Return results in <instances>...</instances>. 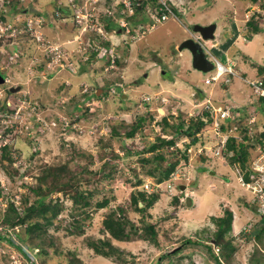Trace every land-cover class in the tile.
Returning a JSON list of instances; mask_svg holds the SVG:
<instances>
[{
	"label": "rangeland",
	"instance_id": "1",
	"mask_svg": "<svg viewBox=\"0 0 264 264\" xmlns=\"http://www.w3.org/2000/svg\"><path fill=\"white\" fill-rule=\"evenodd\" d=\"M73 1L78 14L87 12L99 17L102 13L104 20L101 21H113V29L105 31L103 36L101 21L96 23V27L92 23L82 28L73 19L76 14L71 17L67 14L61 18L56 16L55 11L61 14L65 8L63 0H0L3 3L0 4V13L3 11L1 17H6V20L0 21L4 44L0 48V70L6 69L1 74L8 81L0 84V99L4 97L0 100V108H4L1 105L4 101L15 105L14 110L5 111L6 119H0V234L22 246L28 255H32V247L44 249L45 253L36 258V264H152L163 250L176 247L184 238L205 240L212 237L215 224L211 220L219 217L223 205L227 204L232 214L237 213L238 217L231 221V228L225 234L230 247L226 246L222 253L218 252L222 264H264V231L259 239L254 235L252 238L243 235L233 237L244 223H253L258 214L253 215L242 204L241 198L252 200V194L239 183L233 167L225 162L229 158L214 156L204 162L197 153L193 159L189 158L187 168L182 171L186 191L179 194L182 195L183 207L173 206L172 194L168 191L160 192L155 203L143 212L130 203V194L139 190V186L133 185L132 181L145 177V169L150 166L147 163L142 165L139 154L130 151H138L162 133L159 121L163 116L170 122L179 119L185 123L191 117L196 118L198 115L194 116L196 108L193 105L202 98L192 93L193 90L199 89L205 94L213 91L211 97L219 98L216 103H220V95L223 96L221 100L229 102L242 103L246 99L243 107L249 111L245 114L241 112V120L243 125L251 127L249 132L247 128V132L250 135L253 133L255 140L261 138L264 100L254 95L249 85L240 79L241 92L233 76L226 83L228 90L220 82H203L213 71L194 70L189 63V51L183 49L179 53L177 49L182 39L189 36L187 31L194 22H215L221 27L226 21L225 14L232 9L231 4L228 0H194L193 3L192 0H174L181 15L188 13L187 16L161 20L160 13H156L154 22L145 17L144 27L138 29L134 16L132 21H128L130 10L122 6V0ZM205 1L213 4L206 6ZM234 1L238 7L246 2ZM132 9L135 11L134 6ZM194 18L197 20H191ZM25 19L30 20L28 26L22 25ZM38 19L43 21L40 29L36 24ZM123 20L130 32L125 27L120 29L116 26L121 25ZM223 31L229 30L224 28ZM32 33L38 36V40L43 39L39 34L44 36L51 47L41 45ZM227 39L228 34H224L223 40L218 38L213 43L214 49L221 50V58L218 52L215 55L224 64L231 61L229 53L224 54L221 46L222 41ZM251 39L247 47L239 38L236 47L252 54L262 52L259 34ZM8 44L15 54L8 51ZM205 44L210 51L213 50L206 41ZM230 52L237 51L233 47ZM107 56H116L119 63L115 62L114 66L107 68ZM83 59H87L82 65L86 73L80 66ZM186 69H191V74H188L194 84L181 81L182 74L179 72ZM164 80L176 82L163 89ZM5 86L18 87V91L9 92ZM225 92L227 94L223 95ZM22 99L24 103H21ZM18 105L25 110L17 111ZM4 109H7L6 106ZM147 111L152 112L153 118H147L133 138L125 137L124 130L129 128V124ZM113 127L118 128V136L110 135ZM236 132L234 134L243 137L244 132ZM164 133L170 137L169 132ZM211 135L210 127H202L197 139L210 141L213 139ZM189 139L188 136H180L177 144L185 146ZM6 141L5 157L1 146ZM189 146L187 148L196 152L197 144ZM252 149L248 147L249 153ZM115 152L119 157L112 156ZM149 154L147 152L145 156ZM105 160L113 167L110 179L99 178ZM64 163L76 172L75 179L82 184L83 190H95L92 204L85 208L86 213H81L78 220L80 228H76L72 220L70 198H63L60 192H52L46 197L48 202L62 201L59 202L58 214L51 218L41 237L36 233L25 235V224L6 227L2 219L9 202H13L20 212L24 205L31 204L36 198L32 188L41 171L45 167ZM83 165L94 173L81 172ZM177 186L174 184L173 193H179ZM160 187L165 188L166 184ZM103 194L109 199L108 204L103 208L94 207V201ZM185 203L191 204L186 206ZM118 205L123 207V215L129 220L125 225L128 236L124 240L110 238L102 231L103 218L111 210H117ZM144 221L154 224L156 242L143 232ZM258 226H263L261 220L258 223L254 221L252 230ZM99 239L110 240L117 253L103 256L88 247V241ZM232 248L234 252L227 257ZM200 253L209 258L200 264H218L209 255L207 247L200 244L185 245L171 259L178 264H199L204 258ZM167 260L164 258L161 264ZM23 262L18 249L7 240L0 239V264H25Z\"/></svg>",
	"mask_w": 264,
	"mask_h": 264
},
{
	"label": "trees",
	"instance_id": "2",
	"mask_svg": "<svg viewBox=\"0 0 264 264\" xmlns=\"http://www.w3.org/2000/svg\"><path fill=\"white\" fill-rule=\"evenodd\" d=\"M157 0H143L141 6L136 7L134 13H132L130 16H128V21H132V17L138 21L136 24L139 26L140 24H143V20H145V17L148 21L152 19V12L157 13L159 15L165 13L166 14V0L161 1L157 4H154ZM264 1V0H263ZM167 3L172 7V10L176 13V7L170 4V1L167 0ZM148 5L151 9H148ZM160 8V9H159ZM258 18L256 20L252 19L249 21L248 29L250 32H247L246 35L249 36L252 32H258L262 29V25L260 23L261 15L257 14ZM99 17H94L97 22H100L101 20H104V14H99ZM3 20H6L5 15L1 17ZM127 18V17H126ZM101 21V22H102ZM102 26L106 30H110L113 26V21H109L107 23L102 22ZM133 31V30H132ZM97 38V37H96ZM99 38V37H98ZM86 61L81 62L80 66L81 69L84 70V66H82ZM115 62L119 63V59L115 58ZM258 72L262 74L264 72V65H260L257 68ZM85 71V70H84ZM83 71V72H84ZM260 100H264V97H260ZM3 109V108H2ZM147 118H153L152 112L147 111L144 114H141L137 117H135L134 121L129 124V128L124 130V136L127 138H133L135 136V133L137 129H140L143 127V124L146 122ZM161 125L162 133L155 136V139L144 144V146L139 149L138 151H130L131 153L139 154V161L142 165L150 164L149 167L145 169L146 174L148 176H151L154 178V181L161 182L165 179H167L171 172L179 168L181 171L183 169L185 170L188 166L189 162V153L187 151V147L191 144H194L195 142L199 141L197 139V133L199 130L204 127V120L202 118V113L199 114L196 118H190V120L185 123L183 120H179L175 122H170L167 120L166 116L162 117V120L159 121ZM230 124L229 121H225L221 123V130L225 131L226 126L228 127ZM239 132L243 133L244 129L242 128H236L233 130V132ZM164 132H169L170 137H166L167 135ZM236 132V133H237ZM110 135L118 136L119 131L117 127H113L110 131ZM188 136L190 137L189 141L187 143H184L185 146H179L177 144V139L180 138V136ZM259 137H264V131L259 133ZM247 134H243V137L240 139H236L234 136H229L225 148L229 152L231 151V155L228 156L229 161L225 160L226 163H228L231 166L237 164L240 165L242 169H244L247 165L245 162L247 160L248 156V147L251 146L248 144ZM176 144V145H175ZM175 145V146H174ZM107 144L104 146L106 147ZM174 146V147H173ZM173 147L171 150H167L168 148ZM3 155L6 157V145L2 148ZM149 152L150 154L145 156V153ZM200 160L206 162L210 157H214L215 155H207L205 152L197 153L196 154ZM114 158L119 157V155L115 152L112 155ZM218 156H221L218 155ZM217 157V156H216ZM222 157V156H221ZM108 160H105L103 163V166L100 169V179H110L113 172V167L108 165ZM204 170L206 169L203 167ZM107 169V170H106ZM81 172L83 173H89L93 174L90 169H87L85 165L81 166ZM113 172V173H112ZM244 179L249 180L250 175L248 171L244 173ZM76 172H73L68 168V166L64 163L61 165H54V166H48L45 167L39 176H37V182L35 187L32 188L33 193L36 195V198L34 201H32L29 205H24L22 210L19 212L17 211L16 207L14 206L13 202H9L7 205V211L4 214V218L2 219L3 224L11 228L15 225H22L25 224L24 230L25 235H29L31 233H36L38 237H41V235L46 231L47 226L50 224L51 218L56 216L60 210L59 208V202L62 200H55V202H52L51 200L48 202L46 200V197L50 195L52 192H60L61 196L63 198L68 197L71 200L72 203V210L70 212L73 222H75L76 228H80L79 225H77L80 220L81 213H86L85 208L91 205V197L95 193V190H83L82 184L75 179ZM237 178V177H236ZM142 179H137L136 182H133V185H139L141 183ZM47 183L49 185H47ZM249 190V189H248ZM250 191V190H249ZM251 192V191H250ZM252 194V192H251ZM158 198L157 193H151V194H145L141 190H137L135 193L130 194V203L133 204L134 208L138 211H145L149 207H151L155 201ZM253 198V194H252ZM190 199V198H189ZM172 202L178 203L179 197L178 195L172 196L171 198ZM109 199L104 197V194L101 198L96 199L94 201V207L96 208H103L108 204ZM241 202L243 205H245L248 209H250L253 213L257 212V203L255 198L252 200H247L246 198L242 197ZM26 202V199H24V203ZM138 202H142V206H138ZM77 205V207H75ZM117 210H111L102 220V231L108 233L110 238H114L116 240H124L128 236V232H126V224L129 223V220L127 217H125L124 209L121 207V205H118ZM232 210L229 208L228 205H224L222 209V214L217 217L216 219L213 218L212 220L216 228L213 231V236L211 238H208L207 240H214V243L219 244L222 248H226V246L230 247V241L226 240L225 234L229 231L231 228V221H232ZM162 219V218H160ZM263 226L257 228L256 232H254L255 238L259 239L261 237V233L264 231V217L260 218ZM143 221V218H142ZM131 227H133L132 224H130ZM133 229V228H132ZM143 232L150 236V238L155 241V229L154 224L151 222H143ZM0 239H5L7 242H9L12 246L16 247L18 251L20 252L22 258L24 261H30L31 263H35L36 258L40 255L45 253L44 249L36 250L37 247H32V255H28L26 253L25 249L22 248V246L14 243L10 238H4V235L0 234ZM206 240H203L201 238L197 239H190V238H184L180 242L179 245H177L174 248H170L169 250L162 251L160 255L156 258V260L152 264H161V261L164 258H167L168 260L163 264H178L177 262L173 261L171 259L173 254L179 253L181 249L185 245H197L200 244L205 245L207 247V250H209L210 254L214 256L213 251L210 249V244L205 242ZM31 247V246H30ZM88 247L92 249L95 253H99L103 256L107 255H114L117 253V250L113 247V245L110 243V240H103L99 239L98 241H88ZM225 252V251H224ZM234 252V248L231 249L229 252V255L227 257H230V254ZM35 257V258H34ZM224 257V258H227ZM215 261L218 264H221L218 259L215 258ZM35 260V261H34ZM193 261V260H192ZM175 262V263H173Z\"/></svg>",
	"mask_w": 264,
	"mask_h": 264
},
{
	"label": "built area",
	"instance_id": "3",
	"mask_svg": "<svg viewBox=\"0 0 264 264\" xmlns=\"http://www.w3.org/2000/svg\"><path fill=\"white\" fill-rule=\"evenodd\" d=\"M73 1V0H70ZM125 2L124 4L129 7V10H131V1L129 0H123ZM73 9L76 13V21L82 25V28L84 26H91L90 24H94L96 27L97 21L93 17L92 13H80L78 14V10L76 9V5L72 4ZM89 9H92L90 7ZM87 10V9H86ZM81 16V17H80ZM80 17V18H79ZM38 24H40V19L37 20ZM30 23H28L29 25ZM100 32L102 33V30L100 27H98ZM27 30L29 28L27 27ZM1 31V26H0ZM3 31V29H2ZM33 34V33H32ZM1 36V32H0ZM40 36V34H39ZM103 36H105V32H103ZM38 42L44 43L43 39L38 40V36L35 35ZM41 37V36H40ZM9 46V44H8ZM14 53V51H12ZM15 54V53H14ZM10 59H12V56H10ZM111 62L114 61V56L111 57ZM212 61H213V68L211 71H213L208 78L204 79L205 83H208L210 81L217 80L221 75L232 73L234 74L235 71L227 65L222 63L217 57H214L212 55ZM226 80L228 78H225ZM246 83L249 85V87L252 90V93L256 95L257 97H264V75L259 76L254 79H246ZM21 103H24L23 99L21 100ZM21 105H18L17 111H21L22 108ZM193 108H196V115H199L202 113V118L204 120L205 126L204 127H210V130L212 131L211 137L213 138L210 141L207 142H197L196 152L195 153H201L205 152L207 155H215L218 156L221 154L222 158L225 159L228 156L231 155V151H227L225 148L226 141L229 136H234L236 139H240L241 137L238 134H234L233 130L236 128H242L246 129V131L243 134H247L248 136V144H250V147H253L252 151L247 156V165L244 169L240 167L236 163V165L233 166V169L236 173V176L238 177L239 182L241 185H243L245 188L249 189L252 194L253 198H255L257 203V210L261 213H264V137H261L258 140L254 139V134L251 133V135L248 133L249 129L251 130V127H247V125H243V122L241 120V112L244 114L247 113L249 110L242 111L239 108L230 105L229 103H216L214 99L210 96L204 97L201 101L198 103H195L193 105ZM192 114V112H191ZM5 116V115H4ZM7 117V116H5ZM230 122L229 126H226V130H221V123L228 121ZM248 128V132H247ZM7 142V141H6ZM210 144L209 146L207 145ZM258 143V144H255ZM188 151L191 150L188 148ZM248 171L250 175L249 180L244 179V173ZM178 172H174L172 175V178H178ZM168 188L171 187V182L167 183ZM215 250H218V247H215Z\"/></svg>",
	"mask_w": 264,
	"mask_h": 264
},
{
	"label": "clouds",
	"instance_id": "4",
	"mask_svg": "<svg viewBox=\"0 0 264 264\" xmlns=\"http://www.w3.org/2000/svg\"><path fill=\"white\" fill-rule=\"evenodd\" d=\"M77 1H79V0H77ZM101 1V0H100ZM123 1V0H122ZM129 1H131V10H130V13H129V15H131L132 13H134V11H133V6H134V8H136V7H139V6H141V4H142V2H143V0H137V1H133V0H129ZM161 1H164V0H161ZM170 1V4H172L173 6H175L176 7V13L172 10V7L169 5V3H167V0H166V6H165V9H166V14L165 13H163V14H161L160 15V19L161 20H165L166 18H168V17H171V18H173L174 16H184V14L183 15H181V12H180V10H178V7L175 5V3L173 2L174 0H169ZM193 1L194 0H192V3H193ZM63 2L65 3V8H64V10L63 11H61L60 13L61 14H59L58 13V11H55V15L56 16H60V18L61 17H63V15L64 14H67L68 16H72V14H76L75 13V11H74V9H73V6H72V4H75V2L74 1H70V0H63ZM160 2V0H157V3H159ZM228 2L231 4V6H232V9L230 10V12H232L233 11V13H236V12H238V14H236V15H238V16H240L239 18H240V20L241 21H243V23H244V25H243V28H241V30L243 31H245V32H250L249 31V29H248V22L249 21H251L252 19H254V20H256V18H258V15L257 14H260L261 15V20H260V23L262 24V22H264V1L263 0H246V2L244 3L245 5H243L242 7H238V4L236 3V1H234V0H228ZM205 3H206V1H205ZM1 5L3 4V3H0ZM67 4V5H66ZM209 4H213L212 2H209V3H206V6L207 5H209ZM93 5H94V3H93ZM122 6H124V7H126L127 9H129V7H127L125 4H124V2H123V4H122ZM91 6H89V8H90ZM94 8V7H93ZM235 8V9H234ZM148 9H151L150 8V6L147 8V10ZM160 9V8H159ZM2 13H3V11H1V13H0V21L2 20V18H1V15H2ZM71 14V15H70ZM155 14L156 13H154V12H152V19L151 20H153V22H154V20L156 19V17H155ZM128 15V16H129ZM127 17V16H126ZM73 19H76V18H73ZM150 20V21H151ZM41 21V20H40ZM149 21V22H150ZM75 22L76 23H78L76 20H75ZM28 23H30V20H28V19H25V20H23L22 21V25L23 26H28ZM42 23H43V21L42 22H40V24H38V23H36L37 24V27L40 29V27H41V25H42ZM195 23V22H194ZM210 23H212V22H210ZM215 23V22H214ZM152 24V23H151ZM206 24H208V23H206ZM216 24V27H217V23H215ZM78 25H80L79 23H78ZM81 27H82V25H80ZM118 28H120V29H122V28H124L125 27V30H127V31H129L130 32V30H129V28H128V26L126 25V23H125V21L123 20L122 22H121V25L119 24V25H116ZM143 28L144 26H142V24H140L139 26H138V29L139 28ZM111 29H113V28H111ZM110 29V30H111ZM104 30V32L105 31H107L105 28L103 29ZM136 30V29H135ZM3 32V31H2ZM2 32H1V36H0V48H1V46H2ZM188 32L190 33L189 34V36L188 37H192L195 41H197L198 43H200V45H201V48L203 49V51H204V53H205V55H206V57L211 61V63H212V68H213V61H212V55L214 56V57H217L216 55H215V53L211 50H209L208 48H207V46H206V44H205V41L206 42H209L210 40H203V39H201V37H200V35L197 33V32H194V31H192V29H188ZM238 32V31H237ZM215 33H216V28H215V31H214V38L212 39V40H214L215 39ZM254 33V32H253ZM256 33V32H255ZM250 34H252V32L250 33ZM32 36H35L34 34H32ZM40 36H41V34H40ZM42 38H43V41H44V43H42L41 44V42H39L41 45H44V46H48V47H51V44H50V41L49 40H47V39H45V37L44 36H41ZM34 38V37H33ZM96 38V37H95ZM109 41H110V39H108ZM211 40V41H212ZM35 41H36V39H35ZM210 41V42H211ZM37 43V42H36ZM105 44V43H104ZM4 45V44H3ZM210 44H208V46H209ZM212 46H214V45H211V46H209V47H212ZM12 46L9 44V46L7 45V47L6 48H8V51L9 52H11L12 50H13V48H11ZM176 49V48H175ZM179 51H181V50H179ZM105 55H103V57H104ZM115 58H117L116 56H114V61L113 62H111V57L110 56H107V58H106V63H107V68L108 67H112V66H114V63H115ZM218 58V57H217ZM219 59V58H218ZM83 61H87V59H83V60H81V62H83ZM223 63V62H222ZM190 65H191V58H190ZM227 65H229L232 69H233V63H232V61H230V63L229 64H227ZM212 68L210 69V70H208V71H206V72H211V70H212ZM195 69V68H194ZM4 70H6V69H1L0 70V73L2 72V71H4ZM197 70V69H196ZM87 71V70H86ZM199 71V70H198ZM233 71H235L234 69H233ZM84 73H86L85 71H84ZM235 74V73H234ZM234 74H232V73H228V74H223V75H221L217 80H215V82L216 81H218L219 79H221V83H226L228 80H229V76H231V75H234ZM264 75V73H262L260 76H263ZM2 76H3V74H2ZM4 77V76H3ZM257 77H259V76H257ZM256 77V78H257ZM205 78H208V77H205ZM204 78V79H205ZM225 78H228L227 80L225 79ZM204 79H203V82H204ZM6 79H5V77H4V81H5ZM6 82H8L7 80H6ZM211 83H214V81H210ZM210 82H208V83H210ZM6 87V86H5ZM11 86H8V87H6V89L9 91V92H11L10 90H9V88H10ZM13 87V86H12ZM18 91V90H17ZM15 92V91H14ZM195 94V93H194ZM97 95V94H96ZM207 96H209V95H207ZM206 97V96H205ZM4 98V97H3ZM2 98V99H3ZM25 98V97H24ZM204 97H202V99H203ZM260 98V97H259ZM2 99H0V100H2ZM201 99V100H202ZM213 99V98H212ZM200 100V101H201ZM221 103H226V102H224V101H221L220 100V104ZM13 104V105H12ZM1 105L5 108V106H6V108L7 109H2V108H0V119H6L7 117H5L4 115H5V111H7L8 109H15V105H14V103H1ZM22 110H25V109H22ZM241 110V109H240ZM242 111H247V110H242ZM204 126H205V124H204ZM207 128H209V126L207 127ZM197 142H200V143H203L202 141H197ZM197 142H195L194 144H191V147H193V146H195V144H197ZM205 142H207V141H205ZM204 142V143H205ZM7 144V142L5 143V144H3L2 146H1V148H3L5 145ZM190 147V146H189ZM190 152L188 151V149H187V151H188V153H189V158H191V159H193V156H194V154H195V152H193V149L192 148H190ZM249 154V153H248ZM247 161V160H246ZM245 161V162H246ZM233 167V166H232ZM180 172V174L178 175V178H172V175H173V173L174 172ZM237 177V176H236ZM142 179V181H141V183L139 184V185H137V186H139V190H141V191H143L145 194H151V193H157V194H160V192H163V191H168V192H170V194H172V196H175V195H178V197H179V202L178 203H174L173 202V206L174 207H176V206H178V205H181V206H179V207H183L184 205L183 204H181V197H182V195L181 196H179V194L180 193H182L183 191H186V187H185V184H184V182H183V180H185L184 179V176L182 175V171L179 169V168H177L176 170H174L173 172H171L170 173V175H169V177L167 178V179H165V180H163V181H161V182H156V181H154V179H152V177L151 176H145V177H142L141 178ZM237 179H238V177H237ZM239 181V180H238ZM168 182H171V187H169L168 188V186H167V183ZM240 183V182H239ZM161 184H166V187L165 188H161L160 186H161ZM174 184H177L178 186H177V189L176 190H178V192L179 193H173L172 192V190L174 189ZM241 184V183H240ZM181 185H183V188H180V186ZM243 186V185H242ZM244 187V186H243ZM172 196H171V198H172ZM190 196V195H189ZM190 200V199H189ZM172 201V200H171ZM190 202H191V200H190ZM139 203V202H138ZM140 206H142V202H140ZM186 204V203H185ZM191 204V203H190ZM190 204H186V206H188V205H190ZM225 205H227V204H225ZM224 206V205H223ZM255 215L256 214H258V216H256L257 217V219L256 220H254V221H257V223L259 222V220H260V218L261 217H264V213H260L258 210H257V212L256 213H254ZM212 221V220H211ZM254 221H253V223H254ZM213 222V221H212ZM214 223V222H213ZM253 223H252V221H250V222H248V223H244V225L238 230V231H236L234 234H233V237H235V238H237V237H240V235H243V236H245V237H249V238H252V236L254 235V232H256V230L255 229H253L252 230V227H253ZM215 224V223H214ZM201 228H203V227H201ZM215 228H216V225H215ZM214 228V229H215ZM214 229L212 230V233H213V231H214ZM200 230V229H199ZM228 233V232H227ZM254 237H255V235H254ZM211 238V237H210ZM195 239H197V238H195ZM208 238H206L205 240V242L206 243H209L210 244V249L213 251V254H214V256H215V258L216 259H218L219 261H220V263L222 264V262H221V259L219 258V255H218V252H221L222 253V248H220L221 246L219 245V244H216V243H214V240H207ZM226 240H228L227 238H226ZM218 247V250H215V247ZM164 251V250H163ZM220 254V253H219ZM200 255L202 256V257H204V258H202V260L203 259H205L204 261H206V259L208 258V256H206L204 253H203V255L200 253ZM209 255L210 256H212L211 254H210V252H209ZM214 256H212V259L215 261V259H214ZM29 257H30V255H29ZM206 257V258H205ZM21 258H22V256H21ZM23 259V258H22ZM209 259V258H208ZM35 261V260H34ZM26 262H29V264H36L37 262L35 261V263H31L30 261H24L23 263H25V264H27ZM216 262V261H215ZM217 263V262H216Z\"/></svg>",
	"mask_w": 264,
	"mask_h": 264
},
{
	"label": "crops",
	"instance_id": "5",
	"mask_svg": "<svg viewBox=\"0 0 264 264\" xmlns=\"http://www.w3.org/2000/svg\"><path fill=\"white\" fill-rule=\"evenodd\" d=\"M235 9V8H234ZM238 14V12L233 13L232 12H228L225 14V23H223V21L221 20V27H219V24H217L216 27V33H215V39L213 40V42H207V44L214 45L213 43L217 42V39L220 38L221 40H223V35L224 34H228V38L225 41H222L221 46H223V53L225 54V52H228V56L231 59L232 63H233V69L235 70V74L231 75L233 76L236 80H237V88L242 92L241 88H240V84H239V80H243L246 83V79H254L257 76H260L261 74L258 72L257 68L260 65H264V22H262V29L259 30L256 33H252L249 36L246 35L247 32H245L244 30L242 31L241 28H243V21L240 20V16L236 15ZM187 14H185L184 16H187ZM196 21L197 19H191ZM220 23V22H219ZM227 23V24H226ZM185 25V24H184ZM229 30V31H223V29ZM238 31V32H237ZM188 32V31H187ZM189 33V32H188ZM190 34V33H189ZM259 34L260 37V41L262 42L263 46H262V52L260 53H255L252 54L248 51L245 50H241L240 48L236 47L237 42L239 41V38H242L244 40V46L248 47V43L250 41H252L251 37H256ZM181 41V40H180ZM233 47L235 48V51H237L236 53L230 52V50L233 49ZM213 50V52L216 54V52H218L219 54H217L218 56L220 54H222L219 49H214V46L211 47ZM261 51V50H260ZM182 51H179V53H181ZM254 52V51H253ZM227 56V57H228ZM190 57V56H189ZM221 58V55L219 56ZM227 57L225 58L227 60ZM189 63H190V59H189ZM252 65V66H251ZM257 67V68H256ZM195 70V69H194ZM188 71V72H186ZM185 72H179L180 74H182V76L180 77L181 81L184 83H188V84H194V81H192V78L189 77V74H191V69H186ZM189 73V74H188ZM264 73V72H263ZM229 76V80L226 82L228 83L232 77ZM231 77V78H230ZM166 84H163L164 86H161V88L165 89L166 87L170 86L171 84L173 85L175 82H168L166 80H164ZM220 85L223 84V88L228 90V87L226 85V83H221V79H219L218 81L214 82V83H219ZM247 84V83H246ZM180 86H182L183 84H179ZM248 85V84H247ZM167 89V88H166ZM174 93V91H171ZM212 92L213 91H209L208 94H205L202 90H193L192 93H195L196 96H199L200 98L205 97L207 95H209L210 97L212 96ZM227 94L226 92L223 94L225 95ZM220 100L223 99V96L220 95ZM242 97V96H241ZM215 98V97H214ZM219 99V98H216ZM214 99V101L216 100ZM243 99V97L241 98V100ZM224 101L226 103H229L232 106H235L241 110H248L247 108H244L243 105H245V103L247 102V100L245 99L244 102L242 103H238L235 101H227V100H221ZM255 215V214H253ZM256 216V215H255ZM238 214L234 213L232 216V222L234 221V219H237ZM235 255V253H234ZM206 258V257H205ZM205 259L201 260L199 262V264L201 262H204ZM236 260V259H235ZM211 263V262H210Z\"/></svg>",
	"mask_w": 264,
	"mask_h": 264
},
{
	"label": "water",
	"instance_id": "6",
	"mask_svg": "<svg viewBox=\"0 0 264 264\" xmlns=\"http://www.w3.org/2000/svg\"><path fill=\"white\" fill-rule=\"evenodd\" d=\"M216 24L214 22L208 24L194 23L191 27L192 31L197 32L201 39L210 40L214 38V31ZM178 50L187 49L191 55V63L193 68L206 72L212 68L211 61L206 57L200 43L195 41L192 37H186L177 46ZM4 82V77L0 73V83ZM9 90L14 92L18 90V87H10ZM183 188V185L180 186Z\"/></svg>",
	"mask_w": 264,
	"mask_h": 264
},
{
	"label": "bare ground",
	"instance_id": "7",
	"mask_svg": "<svg viewBox=\"0 0 264 264\" xmlns=\"http://www.w3.org/2000/svg\"><path fill=\"white\" fill-rule=\"evenodd\" d=\"M2 83H3V82H2ZM2 83H0V84H2ZM4 102H5V101H4ZM4 102H3V103H4Z\"/></svg>",
	"mask_w": 264,
	"mask_h": 264
},
{
	"label": "flooded vegetation",
	"instance_id": "8",
	"mask_svg": "<svg viewBox=\"0 0 264 264\" xmlns=\"http://www.w3.org/2000/svg\"><path fill=\"white\" fill-rule=\"evenodd\" d=\"M5 81H6V80H5ZM5 81H4V82H5Z\"/></svg>",
	"mask_w": 264,
	"mask_h": 264
}]
</instances>
